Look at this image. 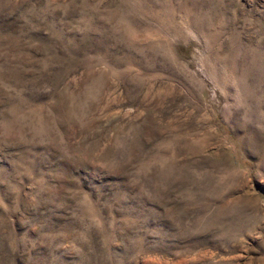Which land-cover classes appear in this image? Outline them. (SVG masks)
<instances>
[{
    "label": "rangeland",
    "instance_id": "rangeland-1",
    "mask_svg": "<svg viewBox=\"0 0 264 264\" xmlns=\"http://www.w3.org/2000/svg\"><path fill=\"white\" fill-rule=\"evenodd\" d=\"M0 264H264V0H0Z\"/></svg>",
    "mask_w": 264,
    "mask_h": 264
}]
</instances>
